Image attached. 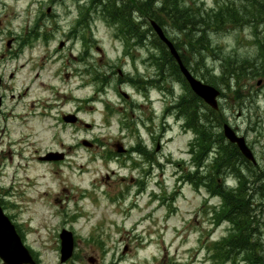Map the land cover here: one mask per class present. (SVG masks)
I'll return each instance as SVG.
<instances>
[{
  "label": "rangeland",
  "instance_id": "obj_1",
  "mask_svg": "<svg viewBox=\"0 0 264 264\" xmlns=\"http://www.w3.org/2000/svg\"><path fill=\"white\" fill-rule=\"evenodd\" d=\"M28 1L0 0V73L9 87V115L0 126V185L10 205L7 213L19 225L38 264H210L209 246L228 235L230 224L213 222V206L220 204V198L209 197L204 188L198 191L179 181L183 171L197 169L191 163L195 154L189 153L194 135L184 132L181 122L169 116L161 148L157 149L159 136H154L153 141L143 129L139 130L141 136H135L128 124L138 115L151 112V106L137 90L123 86L137 106L143 105L141 112L132 113L136 104L130 97H122L117 88L119 70L123 74L145 75L153 69L152 62H144L160 52L150 44L154 35L157 39L150 20H141L143 30L148 32L145 46L130 48V52L139 54L135 64L123 56L125 44L116 37L117 30L103 20L102 8L93 9L94 0H53V17L44 19L40 28L45 33L46 27L53 26L52 38L34 40L22 51L20 47L16 49L19 42L13 41L9 48L7 42L12 37L5 31L22 36L39 18V8L29 6ZM232 1L237 0H182L207 10ZM81 5L87 10H80ZM42 11L48 14L46 8ZM81 14L87 16V32L82 33L92 40L90 56L85 60H81L86 52L84 38L71 40L68 33ZM213 27L208 34L218 49L206 51V67L199 65L198 76L207 71L217 78L222 76L221 57L232 52L250 57L259 52L264 65L262 47L251 43L253 38L264 43V24L254 37L248 26ZM163 28L169 38L179 40L180 52L195 62L198 48L183 46L187 42L184 33L171 24ZM17 50L20 56L14 59L10 53ZM12 73L15 77L9 79ZM97 74H101L98 79ZM258 79L246 84L253 87L252 98L247 97V90L239 95L233 93L234 88L226 87L225 78L219 80L218 86L226 93L220 106L228 122L247 138L264 169V98L256 92ZM174 87L176 96L183 92L180 85ZM23 93L22 102L13 105L11 95ZM160 95L163 94L151 92L158 116L164 108ZM239 96L243 102L236 99ZM122 104L128 106V117L117 111ZM66 113H79V118L90 126L64 124L62 115ZM156 124L153 123L155 128L160 125ZM84 140L93 145H83ZM138 141L153 155V162L156 159L154 164L137 153L116 152V143L130 150ZM52 151L64 153L65 159L53 163L38 159ZM148 169L152 172L146 175L144 170ZM142 177L146 188L138 193ZM255 200L257 206L263 204L258 207L257 219L264 241V200L257 194ZM63 229L75 236L76 257L66 263L60 262Z\"/></svg>",
  "mask_w": 264,
  "mask_h": 264
},
{
  "label": "trees",
  "instance_id": "obj_2",
  "mask_svg": "<svg viewBox=\"0 0 264 264\" xmlns=\"http://www.w3.org/2000/svg\"><path fill=\"white\" fill-rule=\"evenodd\" d=\"M182 3H184L182 0H126L118 4V0H105L100 2V5L103 20L117 26L123 33L136 34L135 22L143 18L154 20L162 27L171 24L184 33L185 42L187 41L183 44L184 47L192 50L198 48L196 52L204 68L206 51L214 52L218 49L208 34L209 30L215 29L214 25H233L235 28L248 26L254 37L258 34L257 28L264 24V0L232 1L218 6L216 10L201 9ZM137 12L140 13L138 18ZM123 33L121 34L127 37ZM253 39L251 43L262 47L264 51V43L260 39L257 41ZM155 45L160 51H166L161 42ZM257 54L250 57L239 52L229 53L221 57L224 63L221 68L222 76L217 78L210 71L200 75L206 83L217 88L219 80L225 78L226 87L229 90L234 88L233 93L238 95L241 87L246 86L251 79L264 75V65ZM261 56L263 57V54ZM168 60L173 66V75L183 79L178 67L171 59ZM185 64L190 68L188 60ZM189 95L191 103L185 101L187 103L185 110L188 112L189 108L191 109L192 115L187 114V117L198 135L191 146V152L195 154L193 163L197 167V172L186 173L184 179L196 188L204 187L212 196L218 195L222 198L220 208L213 211V222L216 225L228 222L231 227L226 237L209 246L210 264H237L240 261L246 264H264V241L257 219L258 207H262L263 204L257 206L255 200V194L264 200V169L248 163L237 147L226 141L223 132L220 131L226 121L221 115V110L214 111L192 93ZM236 99L242 101L241 96ZM198 106L199 115L197 110L195 111ZM212 153L214 156L210 160ZM203 170L206 171L205 174ZM224 176H233L237 187L226 188L224 180L219 181Z\"/></svg>",
  "mask_w": 264,
  "mask_h": 264
},
{
  "label": "flooded vegetation",
  "instance_id": "obj_3",
  "mask_svg": "<svg viewBox=\"0 0 264 264\" xmlns=\"http://www.w3.org/2000/svg\"><path fill=\"white\" fill-rule=\"evenodd\" d=\"M29 6H37V9L39 8V18L36 22V24H34V26L29 29L28 31H25L24 34H22V36H18L13 34L12 32H10V30H6V36L8 37H12L11 38V42L13 43V41L19 42V46L16 49H19L20 44L23 43H28V42H32L34 40L37 39H42L44 41L46 40H50L53 36V26L51 27H46V32H40V28L43 27V25H41L42 21L46 18H48L49 16L53 17V0H29L28 1ZM48 6V7H47ZM47 9V13L51 14H45L44 9ZM2 24V22H1ZM4 24V23H3ZM75 30L72 31V29L68 32L70 37H72L75 33L79 36L84 30L87 29V26L85 25V23H76L75 24ZM85 26V27H84ZM1 31V30H0ZM1 35H3V33H1ZM72 40V38H70ZM12 45H10L9 48H11ZM20 51V50H19ZM18 50L17 51H12L10 53L11 57L16 59L18 58V56H20V52ZM10 55L8 54V59L11 58ZM90 54L89 52H85V55H83V60H85V57H89ZM158 57V64H157V68L150 70L151 72H149L146 76L143 75V80L148 81L150 84H157L159 87H167L170 81L169 75H168V62H166L165 60H162L160 62V54H157ZM93 58V57H92ZM122 70H119V75H120V84L118 85V92L119 94L125 98H128L127 96H125L124 92H122V87L123 86H130L133 87L137 90L138 93H140L142 90H138L132 83L130 80L125 79V74H123L121 72ZM15 77V74L12 73L8 76L9 79H13ZM9 90L8 87V83H7V79L4 76L3 73H0V126L2 124V122L6 119V116L9 115V113L7 114L6 110H7V106H8V96H7V92ZM141 94V93H140ZM144 94V93H142ZM23 95H25V93L23 94H12L11 95V99L13 100V105L17 106L18 104H20L22 102V98ZM130 101V100H129ZM128 101V102H129ZM182 105V103L180 104ZM127 108L128 106L122 104L119 106L118 110L123 114V115H127ZM133 112L139 111L141 112L143 109V105H139L138 106H133ZM177 109V108H175ZM161 116H158L157 118V122L160 123V125L158 126V130L156 128H154L153 126V115L150 112H146L143 115H138L137 118H134L135 121L133 122L135 124L133 130L136 131L137 128L143 129L146 132L147 136H164L165 134V128L164 125L165 121L168 117V111L167 110H163ZM133 115V114H132ZM78 123H80V120L78 121ZM76 125H79V124ZM146 123H148L150 125V128H146L145 125ZM144 126V128H143ZM154 131H156L154 133ZM161 132V133H160ZM137 133L139 136H141V134L139 133V131L137 130ZM0 205L3 208L4 212L6 213L7 209H8V204L5 202V191L2 189V187L0 186ZM17 229L20 232V227L17 225Z\"/></svg>",
  "mask_w": 264,
  "mask_h": 264
},
{
  "label": "water",
  "instance_id": "obj_4",
  "mask_svg": "<svg viewBox=\"0 0 264 264\" xmlns=\"http://www.w3.org/2000/svg\"><path fill=\"white\" fill-rule=\"evenodd\" d=\"M155 30L159 34L162 41L170 48L171 53L179 61L181 69L186 76L192 90L201 97L208 105L212 108L217 109V97L219 91L214 87L204 84L201 81L196 80L187 69L181 64L180 58L173 46V44L166 38L162 29L155 23L152 22ZM65 121L75 122L76 117L69 115L64 117ZM225 137L232 143H236L242 154L249 160L255 163V159L252 151L248 148L246 141L243 137H239L236 133L228 126L224 127ZM86 145H89L85 143ZM55 157V158H53ZM62 158V154L49 153L43 160H53ZM62 248H61V262L67 261L73 255L74 250V239L73 234L67 230H63L61 234ZM0 257L4 260V264H25L31 263L32 257L29 251L24 247L20 237L15 231V227L11 221L3 214L0 208Z\"/></svg>",
  "mask_w": 264,
  "mask_h": 264
},
{
  "label": "bare ground",
  "instance_id": "obj_5",
  "mask_svg": "<svg viewBox=\"0 0 264 264\" xmlns=\"http://www.w3.org/2000/svg\"><path fill=\"white\" fill-rule=\"evenodd\" d=\"M198 33H200V32L198 31Z\"/></svg>",
  "mask_w": 264,
  "mask_h": 264
}]
</instances>
